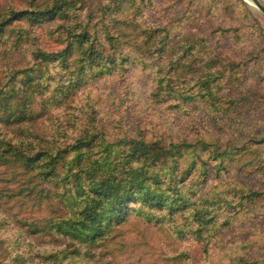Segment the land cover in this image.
Masks as SVG:
<instances>
[{
    "label": "rangeland",
    "instance_id": "1",
    "mask_svg": "<svg viewBox=\"0 0 264 264\" xmlns=\"http://www.w3.org/2000/svg\"><path fill=\"white\" fill-rule=\"evenodd\" d=\"M60 1L63 11L17 18L0 40V264H264L262 13L246 0ZM52 2L0 0V10ZM83 29L90 37L79 47ZM90 43L101 60L84 67ZM67 84L76 89L64 93ZM80 134L91 139L84 164L117 171L133 152L164 182L165 205L127 201L122 218L88 242L50 226L78 219V198L64 182L66 198L47 196L56 187L42 167L7 161L1 142L66 159ZM205 194L217 223L199 232L188 206Z\"/></svg>",
    "mask_w": 264,
    "mask_h": 264
},
{
    "label": "trees",
    "instance_id": "2",
    "mask_svg": "<svg viewBox=\"0 0 264 264\" xmlns=\"http://www.w3.org/2000/svg\"><path fill=\"white\" fill-rule=\"evenodd\" d=\"M65 7V2L59 0L58 3L52 2L48 6H44L43 9L22 10L19 12L0 10V40L4 38L8 26L17 18L26 17L29 21L34 22L45 16L51 17L54 13L63 11ZM76 34V43L79 47L84 46L90 34L84 29L80 34L75 33V35ZM74 46L71 45L70 47L74 48ZM95 49L96 48L91 43L86 47L85 51H89V56H86L85 61L80 63V65L85 67L88 63H94V61L97 63L101 60ZM73 88L74 87L67 84L63 92L67 94L69 91L73 90ZM27 102L28 99L26 98L22 100L21 104H23V108H25ZM30 121L31 120L28 118L25 122ZM22 134H25V137L28 136V141H30V143L27 145L29 146L32 139L35 137V133L28 132L27 129L23 131ZM85 136L86 134H80L79 137L75 138V143L72 146L75 151L74 157L66 159L59 157V152L53 150L48 156V159H45L44 156V159L41 160V154L30 153L25 150L26 147H19L17 142L14 143L8 140L1 142V144H4L2 146L3 150L1 157L7 158V161L12 159L11 161L19 163V165H22L27 171H33L35 168L42 167V171L39 172L40 176L43 177L42 181L48 184L53 182V185L56 187L55 190L51 191L50 195L48 192L46 194L47 196L53 197L52 194H55L58 197L64 195L66 198V194L64 193L66 191L71 198H78L77 202L74 204L78 207L77 209L80 217L78 219L67 217L58 222H50V226L58 225L60 228L64 226L66 229V236H69L72 240H82V242L83 240L86 242L92 240L93 237L96 236V232L105 230L112 223L116 222V219L119 220L122 218V211L127 201L132 199H147L150 202H156V204L160 206L165 205L167 202V197L162 199L164 196H162L163 190L161 184L164 182L161 178H157L156 174L151 175L147 173L148 170L145 164L135 165L136 163L133 162L135 159L133 155L135 154L133 152H128L126 154L125 166L123 169H117V171L113 170V168H109L108 172L106 170V173L101 174L97 173L101 171V166L95 167L97 162L84 164L83 159L89 156L87 153L91 147L89 145L91 139L84 140ZM211 154H214V158L221 159L224 151L218 152V150H215ZM58 159L61 160L62 165L60 167L62 170L55 174L54 169ZM55 175H58L59 179L52 181ZM175 177L176 176L173 175L174 182L176 183L178 178ZM61 182L65 184L63 186L65 191L62 189ZM175 183H173L176 192L175 195H177V193L183 194L176 188ZM38 192L42 194V188L39 189ZM260 195H262V193H256L255 197ZM200 196H203V198L194 199L192 203L190 201V206H188V218L196 223L197 227L195 230L203 232L208 229L207 226H212L217 223V211L214 208L217 203L214 197L209 198L207 194ZM241 197L248 198L247 194ZM179 203L178 197L175 196L172 200L170 210L173 212L180 209ZM184 205L188 204H183L182 206ZM55 254L56 253L52 254V257H54ZM254 262H250L241 257L235 260L233 264H255Z\"/></svg>",
    "mask_w": 264,
    "mask_h": 264
},
{
    "label": "water",
    "instance_id": "3",
    "mask_svg": "<svg viewBox=\"0 0 264 264\" xmlns=\"http://www.w3.org/2000/svg\"><path fill=\"white\" fill-rule=\"evenodd\" d=\"M246 1L253 4L264 16V5L259 0H246Z\"/></svg>",
    "mask_w": 264,
    "mask_h": 264
},
{
    "label": "crops",
    "instance_id": "4",
    "mask_svg": "<svg viewBox=\"0 0 264 264\" xmlns=\"http://www.w3.org/2000/svg\"><path fill=\"white\" fill-rule=\"evenodd\" d=\"M264 5V0H259Z\"/></svg>",
    "mask_w": 264,
    "mask_h": 264
},
{
    "label": "bare ground",
    "instance_id": "5",
    "mask_svg": "<svg viewBox=\"0 0 264 264\" xmlns=\"http://www.w3.org/2000/svg\"><path fill=\"white\" fill-rule=\"evenodd\" d=\"M264 17V16H263Z\"/></svg>",
    "mask_w": 264,
    "mask_h": 264
}]
</instances>
